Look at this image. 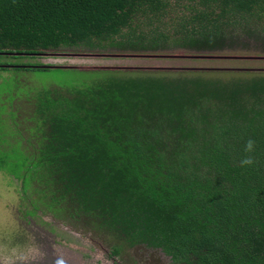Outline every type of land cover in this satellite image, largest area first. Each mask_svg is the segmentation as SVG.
<instances>
[{
    "label": "trees",
    "instance_id": "obj_1",
    "mask_svg": "<svg viewBox=\"0 0 264 264\" xmlns=\"http://www.w3.org/2000/svg\"><path fill=\"white\" fill-rule=\"evenodd\" d=\"M241 34L264 42V0H0V58L214 51ZM237 74L113 73L38 91L22 180L33 208L113 235L114 254L126 242L175 264H264V70ZM249 139L255 163L242 167Z\"/></svg>",
    "mask_w": 264,
    "mask_h": 264
},
{
    "label": "rangeland",
    "instance_id": "obj_2",
    "mask_svg": "<svg viewBox=\"0 0 264 264\" xmlns=\"http://www.w3.org/2000/svg\"><path fill=\"white\" fill-rule=\"evenodd\" d=\"M42 52L46 54L0 58L10 63L0 68V264H175L161 249L145 245L124 242L121 253L114 254L119 240L113 235L74 226L70 217L57 216L46 206L33 208L22 180L28 176L32 151L27 138L36 125L31 118L34 96L45 88L66 92L72 85L113 73L202 75L230 81L241 76L238 72L264 70L263 39L241 34L227 48L214 51L83 45ZM23 64L50 66L15 68Z\"/></svg>",
    "mask_w": 264,
    "mask_h": 264
},
{
    "label": "clouds",
    "instance_id": "obj_3",
    "mask_svg": "<svg viewBox=\"0 0 264 264\" xmlns=\"http://www.w3.org/2000/svg\"><path fill=\"white\" fill-rule=\"evenodd\" d=\"M254 151L255 141L252 139L247 140L244 145V152L246 155L241 159L240 162L242 167L251 166L255 163L254 158L251 155Z\"/></svg>",
    "mask_w": 264,
    "mask_h": 264
},
{
    "label": "water",
    "instance_id": "obj_4",
    "mask_svg": "<svg viewBox=\"0 0 264 264\" xmlns=\"http://www.w3.org/2000/svg\"><path fill=\"white\" fill-rule=\"evenodd\" d=\"M23 54V53H22ZM36 54H46V53H43V52H40V53H36ZM30 66H36V67H49L50 65H36V64H33V65H30Z\"/></svg>",
    "mask_w": 264,
    "mask_h": 264
},
{
    "label": "flooded vegetation",
    "instance_id": "obj_5",
    "mask_svg": "<svg viewBox=\"0 0 264 264\" xmlns=\"http://www.w3.org/2000/svg\"><path fill=\"white\" fill-rule=\"evenodd\" d=\"M9 64H10V63H9ZM16 64H17V63H16ZM29 65H33V64H29ZM0 66H6V65H5V63H4V64H1V63H0ZM10 66H11V65H10ZM12 66L14 67V65H12ZM19 66L22 67V66H28V65H27V64H23V65H18V66H15V67H19ZM21 67H19V68H21ZM22 68H23V67H22Z\"/></svg>",
    "mask_w": 264,
    "mask_h": 264
}]
</instances>
